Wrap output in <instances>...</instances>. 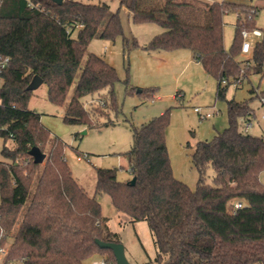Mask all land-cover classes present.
I'll return each instance as SVG.
<instances>
[{
    "label": "trees",
    "instance_id": "1",
    "mask_svg": "<svg viewBox=\"0 0 264 264\" xmlns=\"http://www.w3.org/2000/svg\"><path fill=\"white\" fill-rule=\"evenodd\" d=\"M122 7L134 23H155L164 29L143 46L145 50H191L216 78L217 99H226L231 83H241L251 73L264 74V36L253 43L246 59L250 64L240 58L243 31L258 28L255 4L120 0L111 13L106 2L0 0V61L9 57L0 71V137L5 140L0 159V244H10L7 260L84 264L85 258L100 253L104 264H117L113 250L96 242L120 241L103 225L97 194H107L122 222L148 223L157 257L144 264H264V136L242 130L243 122L255 114L250 103L254 97L228 99V126L212 140L197 142L191 154L199 172L196 188L173 173L167 109L133 129L126 157L135 168V184L129 182L132 178L120 180L117 167H98L95 196L74 177L65 157L67 143L44 125L42 113L29 107L35 76L47 84L48 98L56 105L65 104L77 79L64 120L86 127L114 123L111 118L100 122L83 98L103 90L111 93L119 79L116 68L96 53L82 61L97 34L111 40L124 35ZM232 10L237 12L236 32L227 49L224 16ZM124 42L129 39L124 37ZM254 92L264 104V90ZM33 146L46 153L44 164L34 162L29 153ZM209 166L215 170L213 183L207 182ZM237 202L242 206L236 207Z\"/></svg>",
    "mask_w": 264,
    "mask_h": 264
},
{
    "label": "rangeland",
    "instance_id": "2",
    "mask_svg": "<svg viewBox=\"0 0 264 264\" xmlns=\"http://www.w3.org/2000/svg\"><path fill=\"white\" fill-rule=\"evenodd\" d=\"M83 1L106 2L110 5L111 13L120 7V0ZM220 1L257 5L259 10L255 16V23L256 27L262 30L263 35L256 37L251 34L250 40L255 42L263 38L264 0ZM120 12L124 35L111 40L97 34L90 42L82 61L84 64L90 53H96L116 68L119 79L115 82L111 93L103 90L83 98L85 105L92 108L100 122L103 123L111 118L114 123L101 127H86L69 124L64 120V112L73 95L77 79L64 105H56L49 100L46 83L36 85L33 81L29 107L42 113L44 125L54 136L60 137L67 143L66 160L74 177L90 196L96 195L98 167H117L120 180L132 178L128 171L131 162L126 157V152L133 145V129L170 109L166 141L173 173L194 189L199 172L192 163V151L198 141L212 140L218 131L228 126V99L243 101L254 97L250 103L256 113L251 118L254 125L248 133L262 134L259 122L264 124L262 117L264 104L254 90H264V74L251 73L241 83H231L228 86L226 99H217L216 78L209 75L196 60H192L191 50L178 49L179 54H173L171 57L149 56L142 48L135 46L134 42H148L149 38L164 29L155 23H134L130 11L125 7H122ZM224 21V42L229 49L236 32L237 12L233 10L227 12ZM124 37L129 39L128 44L124 42ZM249 56L250 54H241L243 64H246ZM150 89H155V92L152 93ZM178 91L180 94L175 97ZM195 107H200L203 111H211L213 114L211 117L202 118L195 111ZM106 112L108 115L103 116ZM245 123L246 121L242 124V130ZM4 143L5 140L0 137V159L4 158L1 153ZM7 144L12 145V140H8ZM42 163L44 164L45 161ZM206 174L207 182L213 183L215 170L212 166L207 168ZM97 198L102 204L105 231L112 238L123 243L128 260L132 264L155 261L157 248L148 223L145 220L122 222L120 213L112 204L109 195L97 194ZM103 257L102 254L95 253L85 258L83 263L100 264L104 261ZM17 263L22 264L20 261Z\"/></svg>",
    "mask_w": 264,
    "mask_h": 264
},
{
    "label": "built area",
    "instance_id": "3",
    "mask_svg": "<svg viewBox=\"0 0 264 264\" xmlns=\"http://www.w3.org/2000/svg\"><path fill=\"white\" fill-rule=\"evenodd\" d=\"M253 34L255 35L256 37H260L263 35V32L261 29L259 28H255L253 31H247V30H244L243 31V37H244V42H243V45H242V51H243V54H250L251 52V49H252V46H253V43L251 40H250V35ZM9 61V57H5L3 58L1 61H0V71L6 66V64L8 63ZM251 62L249 60L246 61V64H250ZM223 83H226V80H223ZM0 84H1V80H0ZM263 101V100H262ZM195 111L198 112V114H200V116L202 118H208L210 116H212V112L210 111H203L200 107H195ZM253 126L252 122L251 121H247L244 125V132H248V130ZM128 171L130 172L131 175H133L134 171H135V168L134 166H131ZM242 206V203L241 202H237L236 203V207H241ZM9 243H6V244H3L1 245L0 244V264H20V263H17V262H9L7 260V255H8V252H9ZM100 264H104V261H101Z\"/></svg>",
    "mask_w": 264,
    "mask_h": 264
},
{
    "label": "water",
    "instance_id": "4",
    "mask_svg": "<svg viewBox=\"0 0 264 264\" xmlns=\"http://www.w3.org/2000/svg\"><path fill=\"white\" fill-rule=\"evenodd\" d=\"M53 1L56 2L57 4H62L64 0H53ZM33 81L36 85H40L43 83V79L40 78L39 76H35ZM29 153L33 157L35 163L44 162L47 156L46 153L43 152L39 146H33L30 149ZM136 179H137L136 176H133L129 182L131 184H135ZM96 242L101 248H109L113 250L117 260V264H132L127 258L125 246L123 245V243L115 242V241H105L100 238H96Z\"/></svg>",
    "mask_w": 264,
    "mask_h": 264
},
{
    "label": "crops",
    "instance_id": "5",
    "mask_svg": "<svg viewBox=\"0 0 264 264\" xmlns=\"http://www.w3.org/2000/svg\"><path fill=\"white\" fill-rule=\"evenodd\" d=\"M202 1H207V2H213V1H216V0H202ZM220 1V0H219ZM153 35V34H152ZM156 35V34H155ZM154 35V36H155ZM153 37V36H152ZM152 37L151 38H149V40H148V42L152 39ZM148 42H144V43H139V47L138 48H142V50H144V52H146L149 56H153V57H156L157 56V58L159 57L160 58V56H162V57H164V56H169V57H171L173 54H176V55H178L179 53L178 52H180L179 50H173V51H167V50H163V51H157V52H149V51H147V50H145L144 48H143V46L145 45V44H147ZM191 56H192V60L194 59V60H196L195 59V57H194V55H193V53H192V51H191ZM167 58V57H166ZM165 58V59H166ZM196 62H198L197 60H196ZM199 63V62H198ZM200 64V63H199ZM216 88H217V85H216ZM180 94V92L178 91V93H176L174 96L175 97H177L178 95ZM263 103V102H262ZM211 112V111H210ZM254 112H255V110H254ZM256 113V112H255ZM213 114V113H212ZM254 116H255V114H254ZM211 117V116H210ZM262 117H263V119H264V114L262 115ZM246 122L247 121H251L252 122V124L254 125V121H253V119H248V120H245ZM244 121V122H245ZM259 124H260V129H261V131H262V134H254V135H258V136H264V124L263 123H260L259 122ZM253 127V126H252Z\"/></svg>",
    "mask_w": 264,
    "mask_h": 264
}]
</instances>
